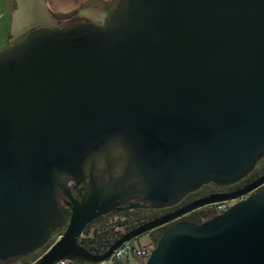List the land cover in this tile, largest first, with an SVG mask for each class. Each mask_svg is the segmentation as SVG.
<instances>
[{
    "label": "water",
    "instance_id": "water-1",
    "mask_svg": "<svg viewBox=\"0 0 264 264\" xmlns=\"http://www.w3.org/2000/svg\"><path fill=\"white\" fill-rule=\"evenodd\" d=\"M263 157L264 0H119L103 25L41 27L0 49L2 262L65 229L36 264H100L237 201L168 226L146 264H264V175L145 222L103 254L78 243L100 217L238 183Z\"/></svg>",
    "mask_w": 264,
    "mask_h": 264
},
{
    "label": "crops",
    "instance_id": "crops-1",
    "mask_svg": "<svg viewBox=\"0 0 264 264\" xmlns=\"http://www.w3.org/2000/svg\"><path fill=\"white\" fill-rule=\"evenodd\" d=\"M11 1L0 0V21L4 20L3 23H0V49L18 41L34 29L58 27L55 22L64 21L68 17L88 18L87 16H91L94 18V21H91V23L103 25L104 21L108 20L119 2V0H43L52 22L50 24L40 25L34 24V22H28L24 25H19V22L14 21V12L9 11ZM16 4L17 6L14 7V11L18 10V2ZM97 4H103L105 6L99 12H93ZM20 260L19 258H15L0 264H20Z\"/></svg>",
    "mask_w": 264,
    "mask_h": 264
},
{
    "label": "rangeland",
    "instance_id": "rangeland-1",
    "mask_svg": "<svg viewBox=\"0 0 264 264\" xmlns=\"http://www.w3.org/2000/svg\"><path fill=\"white\" fill-rule=\"evenodd\" d=\"M16 2H18V10L14 11V7L17 6ZM104 6L105 5H103V4L102 5L97 4V6L94 7L93 12H99V10L101 8H104ZM9 11L14 12V21L17 23L19 22V25H24L28 22H34V24H38V25L50 24L52 22L49 11L47 10L43 0H12L9 4ZM93 12H92V14H93ZM87 17L88 18L68 17L64 21H56L55 23L58 27L65 28V27L75 25L78 23H91V21H94V18H92L91 16L90 17L87 16ZM3 21L4 20H1L0 23H3ZM105 23H106V20L104 21L103 24H105ZM198 211H202V213L201 212H199V213H201L200 216L202 217L203 222L214 217V216L210 217L212 215V209L209 207L201 208ZM187 217L190 218L191 216H187ZM104 220H101L100 222L92 224V226L90 228V232H89L90 236L92 235L93 231ZM108 220L110 221V223H113V224H117L120 222V224L115 225V229L118 232L122 233V235L127 233L128 231H130V230H127L128 225L123 223V221L126 220L124 215H120V214L110 215L108 217ZM64 232H65V229H61L55 235H53V237L51 239L53 242L52 246H54L59 241V239L64 234ZM162 233H163L162 229H156L153 232H150L148 234H145V235L139 237L138 239L135 240V242L139 243L141 246H152L151 243L156 245L157 240L160 238V235ZM48 251H46L44 249V251L39 252L33 258H28V259L19 258V260L22 259V260H20V264H36ZM127 264H128V262H127ZM129 264H138V261H131V263L129 262Z\"/></svg>",
    "mask_w": 264,
    "mask_h": 264
},
{
    "label": "trees",
    "instance_id": "trees-1",
    "mask_svg": "<svg viewBox=\"0 0 264 264\" xmlns=\"http://www.w3.org/2000/svg\"><path fill=\"white\" fill-rule=\"evenodd\" d=\"M83 190H84V186H82L79 189V197H81ZM199 212L202 213V211H197L193 215H190L191 217L189 219L193 222H196V223H202L203 219L200 216L201 213H199ZM114 214H120V215L125 216L126 220L123 221V223L128 225L127 230H132L135 227H137V226H139L145 222L150 221L149 217L147 215H145L144 213H142L141 211H138V210H126V211H123L121 213H112V214L100 217L99 219L95 220L93 223L88 225L85 228V230L83 231L82 236L79 238L78 243L95 255L103 254L105 251H107L110 248V246L113 243H115V241H117V239L122 235V233L118 232L115 229V225L120 224V222L117 224H113V223H110V221L108 220V217L110 215H114ZM210 217H213V215H211ZM101 220H104V221L93 231L92 235L90 236L89 232H90V228H91L92 224L100 222ZM162 230L164 232L166 230V228H163ZM161 235H160V237H161ZM158 240H157V242H158ZM52 245H53V242H52V240H50L43 248H41L37 252H35V253L27 256V257H23L22 259L33 258L39 252L44 251V249L46 251H48L52 247ZM151 245L153 247L155 246L153 243H151Z\"/></svg>",
    "mask_w": 264,
    "mask_h": 264
},
{
    "label": "flooded vegetation",
    "instance_id": "flooded-vegetation-1",
    "mask_svg": "<svg viewBox=\"0 0 264 264\" xmlns=\"http://www.w3.org/2000/svg\"><path fill=\"white\" fill-rule=\"evenodd\" d=\"M264 175V157L263 159L258 163L257 167L255 168V170L253 171V173H251L249 176H247L246 178H244L243 180H241L238 183L229 185V186H219L215 183H209L206 184L204 186H202L199 190L192 192L190 194H188L179 204L172 206L170 208H165V209H159V210H154V209H128V208H124L123 211L126 210H138L141 211L142 213H144L145 215H147L149 217V220H153V219H157L160 217H163L165 215L171 214L183 207H186L198 200L207 198L209 196H213V195H220V194H230V193H234L237 192L245 187H247L248 185H250L252 182H254L255 180H257L259 177ZM84 186V185H83ZM82 186H80L77 189L73 190V196L76 199H80L79 197V189ZM257 191H264V185L262 187H260ZM237 202L234 201L233 204ZM200 210V209H199ZM198 210L191 212L190 214H187L183 217H181L180 219L166 225L163 226L161 228L158 229H163L166 228L167 226H170L172 224H175L177 222H181V221H191L187 216L193 215L195 212H197ZM0 263H4L2 261H0Z\"/></svg>",
    "mask_w": 264,
    "mask_h": 264
},
{
    "label": "built area",
    "instance_id": "built-area-1",
    "mask_svg": "<svg viewBox=\"0 0 264 264\" xmlns=\"http://www.w3.org/2000/svg\"><path fill=\"white\" fill-rule=\"evenodd\" d=\"M233 205V201H224L209 205L207 207L212 209V215L215 217L226 210H228ZM153 247L151 246H141L135 240L127 242L117 248L112 256L105 262L100 264L109 263H122L129 264L131 261H138V264H146L149 259ZM55 264H92L83 261H71V260H60Z\"/></svg>",
    "mask_w": 264,
    "mask_h": 264
}]
</instances>
